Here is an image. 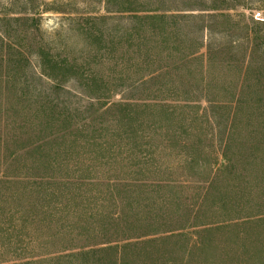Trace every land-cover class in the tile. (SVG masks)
Wrapping results in <instances>:
<instances>
[{"label":"rangeland","instance_id":"1","mask_svg":"<svg viewBox=\"0 0 264 264\" xmlns=\"http://www.w3.org/2000/svg\"><path fill=\"white\" fill-rule=\"evenodd\" d=\"M0 264H264V0H0Z\"/></svg>","mask_w":264,"mask_h":264},{"label":"trees","instance_id":"2","mask_svg":"<svg viewBox=\"0 0 264 264\" xmlns=\"http://www.w3.org/2000/svg\"><path fill=\"white\" fill-rule=\"evenodd\" d=\"M136 17L141 18V17H139V16H136ZM154 17L157 18V20L167 19V18H171V19H173V20H176L174 16H168L167 14L162 13V12L159 13V15H157V14L154 15ZM19 19H21V18H19ZM19 19L16 18V20H19ZM35 19H36V18H35ZM46 59H47V58L44 57V61H47ZM53 68L56 69V68H57V65H55ZM142 85H144V83H143ZM155 106L157 107V106H159V105H155ZM11 162H13V161H11ZM11 162H10V163H11ZM10 163H9V164H10ZM9 164H8V165H9ZM121 261H123V259H122L120 256H116V263L121 262Z\"/></svg>","mask_w":264,"mask_h":264}]
</instances>
